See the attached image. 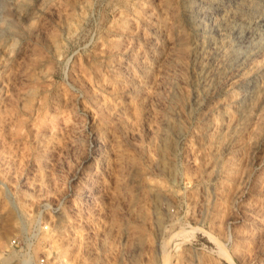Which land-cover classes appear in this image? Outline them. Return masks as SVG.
<instances>
[{"label":"rangeland","instance_id":"1","mask_svg":"<svg viewBox=\"0 0 264 264\" xmlns=\"http://www.w3.org/2000/svg\"><path fill=\"white\" fill-rule=\"evenodd\" d=\"M0 48V264H264V0H0Z\"/></svg>","mask_w":264,"mask_h":264},{"label":"bare ground","instance_id":"2","mask_svg":"<svg viewBox=\"0 0 264 264\" xmlns=\"http://www.w3.org/2000/svg\"><path fill=\"white\" fill-rule=\"evenodd\" d=\"M164 31V30H163ZM239 35V34H238ZM0 50H1V48H0ZM6 50V49H5ZM2 51H3V49H2ZM6 52V51H5ZM147 64V63H146ZM148 65V64H147ZM154 71V70H153ZM231 78V77H230ZM116 106V105H115ZM114 106V107H115ZM117 107V106H116ZM111 109V108H110ZM116 109V108H115ZM114 111V110H113ZM117 111H119V110H117ZM108 112V111H107ZM106 113V112H105ZM120 113V112H119ZM125 114V113H124ZM105 115V114H104ZM113 116V115H112ZM115 116V115H114ZM119 116H121V115H119ZM118 116V117H119ZM124 116V115H123ZM103 118V117H102ZM117 118V117H116ZM115 118V119H116ZM120 118V117H119ZM125 118V117H124ZM232 120V119H231ZM113 122V121H112ZM97 144V143H96ZM114 148V147H113ZM112 151V150H111ZM114 156V155H113ZM120 166V165H119ZM116 167V166H115ZM116 169V168H115ZM116 172V171H115ZM118 175H120V174H118ZM123 175V174H122ZM67 254H68V250L67 249H65L62 253H61V256H62V258H63V260H65V258L67 257ZM28 260H30V258L29 259H27L26 261L28 262ZM62 260V262H64ZM67 261V260H66ZM27 264V263H26Z\"/></svg>","mask_w":264,"mask_h":264},{"label":"built area","instance_id":"3","mask_svg":"<svg viewBox=\"0 0 264 264\" xmlns=\"http://www.w3.org/2000/svg\"><path fill=\"white\" fill-rule=\"evenodd\" d=\"M37 264H51V261L47 256H45V257L40 258Z\"/></svg>","mask_w":264,"mask_h":264}]
</instances>
